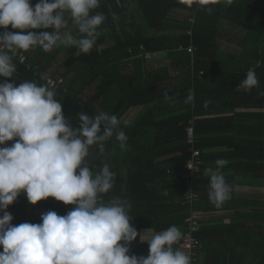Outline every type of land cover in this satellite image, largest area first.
Returning <instances> with one entry per match:
<instances>
[{
    "label": "trees",
    "instance_id": "obj_1",
    "mask_svg": "<svg viewBox=\"0 0 264 264\" xmlns=\"http://www.w3.org/2000/svg\"><path fill=\"white\" fill-rule=\"evenodd\" d=\"M31 2L35 5L38 0ZM95 12L103 13L105 21L99 28L101 34L87 54L77 55L74 47H60L50 52L34 48L21 52L27 55L31 66H37L38 71L64 79L63 86L52 89L55 98L62 104L66 119L75 126L77 114L84 112L94 116L109 102L112 114L118 118L132 106H150L155 100L170 95L169 92L158 93L153 82L117 91L116 98L106 93L114 83L112 64L131 55L144 56L146 53L167 50L176 68L185 74L182 87L172 92L173 95H183L188 88L200 94L192 110L180 115L176 122L164 119L154 127H150V113L139 117L137 123H120V130L128 137L127 150L119 148L114 135L105 142L102 157L98 155L96 146H92L86 159L93 172L99 171L107 163L116 174L114 187L104 199H127L131 203L130 225L138 233L148 229L159 233L175 225L184 236L188 232L185 219L190 210L203 212L206 209L200 189L203 184L202 169L210 162L204 154L210 137L207 140L204 138L207 134L215 133L214 128L220 129L219 126L214 127V122L237 121L242 117L239 113H232L235 118L225 116L236 107L261 108L262 112L251 114L253 122L250 132L255 143L259 142L255 138L257 134L264 133V95L260 94L264 92V0H232L231 3L228 0H100ZM105 44L107 46L104 48ZM190 46L192 51H188ZM62 52L64 57L61 59L59 55ZM57 58L61 61V69L53 71L52 65ZM15 63L17 72L13 79L17 80V85L25 80L46 83L38 74H34L32 68ZM249 70H254L258 78V86L250 91L238 87ZM197 74L200 80L195 77ZM5 80L12 82V78L0 77V83ZM97 80L98 83H95ZM92 85L93 93L85 97ZM101 96L103 102L99 103L100 106L95 105ZM179 122L181 124L177 125ZM173 124L174 127L165 134L161 131L164 126ZM189 125L194 128V147L201 151L202 159L200 172L194 179L199 199L192 207L181 205L184 181L189 179L184 176L187 171L183 167L190 158L187 151L190 145L186 140ZM230 125L222 126L226 131L216 132L219 139L223 138L220 143H224L227 137L234 138V133L247 136L248 130L235 132L232 127H236ZM157 134L159 139L154 141ZM11 143L14 141L0 147L10 146ZM171 153L173 157L168 162L155 160ZM115 158L116 162L113 163ZM254 160L256 158L252 162ZM261 164H253L254 170L261 168ZM165 191L167 195L162 194ZM228 200L214 208L232 210L233 222L204 224L194 232L200 241L202 264H264L262 203L254 201V205L245 208L239 204L240 201L229 204ZM36 208L40 213L38 216L33 213ZM73 208L74 205H64L52 197L32 205L21 192L6 211L13 216L11 224L19 225L23 222L40 223L41 214L48 211L65 215ZM210 208L213 209L212 206ZM29 209L33 212H28ZM148 251V243L138 236L129 245L128 254L147 257Z\"/></svg>",
    "mask_w": 264,
    "mask_h": 264
},
{
    "label": "clouds",
    "instance_id": "obj_2",
    "mask_svg": "<svg viewBox=\"0 0 264 264\" xmlns=\"http://www.w3.org/2000/svg\"><path fill=\"white\" fill-rule=\"evenodd\" d=\"M99 3L38 0L33 5L31 0H0V77L12 78L0 83V145L14 141L0 147V264H191L190 255L174 248L183 237L177 226L144 239L150 229L140 234L130 225L127 199L105 201L116 174L107 163L93 172L86 158L92 146L102 157L105 142L114 135L119 148L127 150L128 137L117 116L80 112L73 126L47 83L25 80L17 85L13 79L14 58L21 51L74 47L77 55L90 52L105 21L103 13H94ZM256 86L254 70L247 71L238 85L249 91ZM227 163L218 159L215 170H206L208 198L216 206L230 199V186L220 172ZM21 192L32 205L52 197L74 208L65 215L42 213L40 223L12 225L13 216L6 209ZM197 213L206 224L203 212ZM138 236L148 243L147 257L128 254Z\"/></svg>",
    "mask_w": 264,
    "mask_h": 264
},
{
    "label": "crops",
    "instance_id": "obj_3",
    "mask_svg": "<svg viewBox=\"0 0 264 264\" xmlns=\"http://www.w3.org/2000/svg\"><path fill=\"white\" fill-rule=\"evenodd\" d=\"M71 30L74 31L75 28L72 27ZM105 46L107 45L105 44L104 48ZM149 54L150 57L141 56L142 54L137 56L131 55L132 57L112 64L111 66L114 68L112 74L114 83L106 93H109V97L116 98L117 91L125 90L138 84L153 82L157 87L158 93L163 94V92H165L167 94L169 92L171 94L165 96L164 99L160 98L155 100L153 105L150 106L141 105L128 108L121 117H118L120 123H132L146 113H150V127H154L164 119H167L170 122H176L180 115H184V113L192 110L193 103L196 102V99H200V94H196L192 88H188V91L183 95H173L172 92L177 91L182 87L185 74L176 68L174 59L168 56L167 50L150 52ZM195 77L200 80L198 74L195 75ZM95 83H98V80ZM203 88H205V85ZM93 91L92 85L86 92L85 97H88V93L92 94ZM190 94L192 95V99L189 101L188 97ZM100 102H103L102 96L96 101L95 105L98 106ZM109 103L102 107V111L112 114ZM262 111L263 109L261 108L236 107L231 113L225 114V116L228 115L235 118L236 116H233L232 113H239L242 117H239L237 121L216 120L214 122V127L219 126L220 128H214L216 132L226 131L222 126L229 125L230 127L231 123L236 127L235 129L232 127V131L244 133L248 130V132H246L247 136H237V134L234 133L235 137H227L224 139V143H220V140L223 141V138L220 136L221 138L219 139V134L215 131H213L215 133L210 135L207 134L205 136L204 140H207L210 137V144L205 149L204 153L205 158L210 159V162H208L202 169L203 184L201 185L202 190L200 189V196L204 195L203 202L207 205H204L206 209L203 211V223L211 225L222 222H233L231 215V213H233L232 210L215 209L217 208L216 205L210 202L208 198L209 175L206 173V170L208 168L215 170L217 168L215 162L218 159L228 161L224 167L220 168L221 174L224 176L226 183L231 189L228 203L236 204V201H240V205L249 208V206L254 205V201H260L262 203L261 207L264 209V133L257 134L255 138H257L259 142L255 143L250 132L252 121L251 114ZM190 122L191 120L188 123ZM179 124L181 123L179 122L177 125ZM262 124H264V122H262ZM174 125L175 124L168 127L164 126L161 131L165 134V131L171 130ZM154 138V141L158 140V134L157 137L154 136ZM162 142L163 141H161V143ZM238 145H240V147H238ZM259 145L260 147H258ZM253 155H255V157H253ZM172 157L173 154L171 153L162 157H157L155 160L158 162H168ZM254 158H256V160L252 162V159ZM246 160L248 162H246ZM259 163H262L260 166L261 168L258 167V169L254 170L253 164L258 166ZM251 164L255 174L252 173L253 170H251ZM210 206H212L213 209H209ZM28 212L33 211L32 209H29ZM33 213H35V216L40 214L37 211V208L34 209ZM145 231L146 230H143L141 234ZM154 233L155 232L152 230L147 231L144 233L143 238H150Z\"/></svg>",
    "mask_w": 264,
    "mask_h": 264
},
{
    "label": "built area",
    "instance_id": "obj_4",
    "mask_svg": "<svg viewBox=\"0 0 264 264\" xmlns=\"http://www.w3.org/2000/svg\"><path fill=\"white\" fill-rule=\"evenodd\" d=\"M188 51H192L191 46L188 47ZM145 57H150L149 53L145 54ZM18 62L19 64L26 65L27 69L32 68L34 70V74H38V76L42 79V77L46 78L43 79L50 88H58L63 86L64 79L62 77H52L50 74L46 72H40L37 70V66H31L30 60L28 59L27 55L24 52H19L17 56L14 58V63ZM16 64V63H15ZM186 140L187 143L190 145L189 153L190 158L185 162L184 169L187 171L186 175L189 179H185V190L182 194L181 205L182 206H190L198 201V193L194 187V179L196 175L200 172L202 159H201V151L198 148H195V135H194V128L192 125H189L186 128ZM186 178V177H185ZM185 222L188 225V232L184 234L181 242L179 243L178 247L181 251H184L186 254L190 255L191 257V264H200V254H199V246L200 241L194 235L202 225L199 221V214L193 210L190 211L189 216L185 219Z\"/></svg>",
    "mask_w": 264,
    "mask_h": 264
},
{
    "label": "rangeland",
    "instance_id": "obj_5",
    "mask_svg": "<svg viewBox=\"0 0 264 264\" xmlns=\"http://www.w3.org/2000/svg\"><path fill=\"white\" fill-rule=\"evenodd\" d=\"M185 13V12H184ZM59 57L62 59V57H64V53L62 52L60 55H59ZM60 63H61V61L59 62V58H57V60L56 61H54V63H53V65H52V70L53 71H56V70H58V69H61V65H60ZM86 91V90H85ZM137 123V122H139V118H137V120H134V122H132V123ZM113 163H115L116 162V158L112 161Z\"/></svg>",
    "mask_w": 264,
    "mask_h": 264
}]
</instances>
